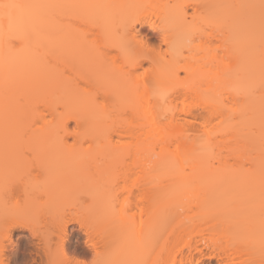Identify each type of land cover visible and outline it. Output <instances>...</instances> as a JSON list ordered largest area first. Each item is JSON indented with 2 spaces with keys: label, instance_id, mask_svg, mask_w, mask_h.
Returning a JSON list of instances; mask_svg holds the SVG:
<instances>
[{
  "label": "bare ground",
  "instance_id": "6f19581e",
  "mask_svg": "<svg viewBox=\"0 0 264 264\" xmlns=\"http://www.w3.org/2000/svg\"><path fill=\"white\" fill-rule=\"evenodd\" d=\"M3 2L25 6L14 12L11 25L13 30L22 31L25 39L23 41L13 39L11 48L7 42L0 43V185L1 187L5 185L0 189V199H3V203L7 200L6 203L9 204L10 199L15 197H12L13 192L10 191L14 186L11 187L12 184L9 185L5 181L8 179L17 185V192L13 189L14 194L16 196L18 192L22 194L19 199L15 198L20 210L10 212V216L19 212L21 216L15 214L17 217L14 220L11 219L14 215L11 218L1 215L0 221L6 219L7 222V219H11L12 223H18L20 221L16 220H22L23 216L21 223L26 228L30 227L27 229L35 237L36 232L33 228L40 233L41 230L33 226V223L29 222L27 225L25 223L28 221L27 217L32 220L31 215L27 214L30 209L34 207L39 210L40 205L49 203L48 205L52 206L55 204L53 206L55 210L57 204L60 208L64 204L68 206L80 202L78 206L83 209L82 213L88 209L87 220L89 218L90 224L89 226L84 224L86 221L82 223L89 228L83 225L82 227L88 237V244L92 243V246L89 244L92 248L100 236L96 241L95 236H91L95 235V231L102 228L101 225L104 223L96 219L94 211L101 193H113L116 199L120 194L128 192L137 199L140 198L139 201L145 200L146 204L153 205V208H149L150 214L145 215L146 219L150 220L147 222H150L151 227L146 225L144 231L140 225L139 232L147 230L150 233L159 222L161 224V220L162 224L165 220V223L173 220L175 225L167 224L166 229L173 224L169 230L180 232L182 235L186 233L188 242L192 234L203 240V242L198 240L202 245L195 240L194 245H187L190 249H187L189 251L184 256H182L184 252H181L180 260L169 256L163 264H223V262L227 264L223 261L222 254L231 248L235 249V264H261L264 259L260 249L261 210L264 202V185L261 183L260 175L262 153L256 156V163V160L252 159L251 164L254 162V167L251 166L246 171L232 169L226 160L218 156L212 158V154L215 147L219 146L216 143L220 137L224 138L225 135L234 137L236 134L240 135L239 131L237 132L236 128L234 130L233 126L223 127V122L222 124L219 122L220 128L215 126L217 129L208 125L210 119L214 118L208 116L224 113L221 116L225 118L241 117L245 119V122L241 121L242 123L256 122L262 128L259 85L264 55L261 53L259 42V9L247 7L252 4L258 5L259 0H3ZM198 3L222 5L224 7L220 11L252 21L255 40L248 60L241 63L239 54L226 43L227 28L203 22L201 18L207 15L202 14L204 5ZM180 4L185 5L186 23L193 26V12L196 13L195 27L201 28L202 31L194 37L165 31L168 23L178 12V9L172 6ZM105 5L108 7H100ZM85 24H88L89 30L85 27L87 31H82L78 25ZM90 24L91 28L92 24L94 28L90 29ZM124 24H127L126 29L123 26L116 29L123 43L128 46L130 42L132 45L129 48V59H135L141 52H146L150 59H138L135 63H128L118 48L106 43V33L102 30V25H107L111 30L113 25ZM144 26L149 28V33H142L141 28ZM9 27L8 19L0 18V32L7 36ZM116 29L107 35L119 42L114 38ZM154 39L158 41L155 47L154 44L150 45V40ZM145 68L149 69L147 73L144 72ZM173 72L177 74L178 79L172 76ZM238 74L247 76L250 85L255 86V90L248 97L237 95L231 90L239 87L234 82V77ZM157 78L161 89H171L166 96L153 94V84ZM188 96H191L193 101L186 103ZM178 99L183 101L185 99L184 102L181 101V108L177 106L180 101ZM97 102L103 107H97ZM203 115L209 119L208 127L201 123V126L196 127L203 128L197 129L194 124H197V119ZM39 120L44 122H38ZM233 123L235 124V121ZM36 124L38 127H35ZM219 135L221 136L218 137ZM201 138L209 142L208 151H201ZM173 145L175 150L170 148ZM227 146L230 149V145ZM214 160H217V164ZM32 173L36 174L35 177L31 175ZM29 174L33 176L30 181ZM21 177L28 181L27 191L25 183L20 181ZM6 187L10 191L7 190L9 197L4 193ZM34 192L37 195H33ZM1 193H4V196ZM41 194H45V199ZM39 195L44 202L39 199ZM76 195H81V199ZM121 195L119 200L123 202L122 199L126 197ZM83 197L85 199H82ZM163 198H166L170 205L175 204L174 209L178 206L177 211L171 212V219L163 205H160L161 208L157 206L160 203L158 201ZM218 199L221 202L231 201V204L223 202L226 206H219ZM127 200L129 199L126 198L125 201ZM2 201L0 213L3 209ZM15 201L13 199L11 203L14 204ZM179 201L185 203L187 201L186 205L189 207L196 204L195 210ZM189 201L193 204H189L191 203ZM82 203L85 207H81ZM179 205H183L184 208ZM214 206L220 209L215 207V210ZM156 207L166 215L168 221L167 218L159 220L160 211ZM33 210L31 211L35 215L36 209ZM49 210L51 208H48ZM179 210L184 213L181 214ZM48 211L46 210L45 215ZM24 212L27 216H24ZM147 212L149 213V210ZM64 213L63 216L59 213L60 217L57 216L59 218L57 222L60 221L61 224L57 226L56 221L52 223L56 225L53 232L57 233L55 248H58L57 252L61 248L62 255L69 228L67 224L69 220H73L71 217L65 220L67 217H64ZM82 216L86 217V213ZM123 218L119 220L125 222L127 217L126 220ZM134 219L128 220L127 223L130 225L129 222L135 221ZM75 220L80 223L78 217ZM6 222H2L1 225L5 226ZM17 223L9 225H13L12 227L20 225ZM164 225L166 227V224ZM157 228L150 234L158 233ZM6 230L4 235L9 232ZM92 232L94 234L90 235ZM124 232L128 235V230ZM136 232L137 240L144 236ZM180 233L178 234L181 235ZM49 235L38 234L36 249L39 251H36L42 257L40 260L43 259L39 260L38 264L46 261L45 257L49 260L50 255L56 251L55 248H50L54 244L49 245L50 242H46L51 238ZM0 236L3 237L2 234ZM146 236L151 237L149 242L154 243L155 238L152 237L155 235ZM221 238H226V242L222 240L223 245L220 243L218 245ZM101 239L103 242L104 237ZM149 242L148 246H145L151 247L153 243ZM130 243L128 240V247L132 246ZM1 244L0 248H3L5 245ZM97 246L99 247L98 244L94 247L96 250L94 255L103 253L104 244L99 247L101 250ZM5 248L7 247L3 249ZM0 250V261L6 264L3 257L6 252ZM103 251L105 252V249ZM96 257L97 255L94 256ZM213 259L215 263L214 261L212 263Z\"/></svg>",
  "mask_w": 264,
  "mask_h": 264
},
{
  "label": "rangeland",
  "instance_id": "374dc122",
  "mask_svg": "<svg viewBox=\"0 0 264 264\" xmlns=\"http://www.w3.org/2000/svg\"><path fill=\"white\" fill-rule=\"evenodd\" d=\"M84 23H85V21H84ZM87 23V22H86ZM77 24H79V23H77ZM81 25V24H80ZM80 25H78V27L79 28H81V30L83 31V30H85V31H87V29L86 28H88V24L86 25H82V26H80ZM86 27V28H85ZM90 29H92V28H94V26H93V24H92V28H91V24H90ZM83 28V29H82ZM85 28V29H84ZM88 30H89V28H88ZM141 31H142V33L144 34H146V33H149L150 31H149V28L147 27V26H144V27H142L141 28ZM157 35V34H156ZM212 40H214V39H212ZM215 41V40H214ZM214 41H212V43L214 42ZM158 43V41H157V39H154V40H150V45L152 46L153 44H154V47H155V43ZM210 42V41H209ZM216 43V42H215ZM208 44H211V43H208ZM191 97V96H190ZM189 96H188V100L186 101V103H189V102H191V101H193V99L192 98H190ZM181 99H183V98H181ZM180 99H178V101H179ZM181 101H183V100H180L179 102H178V104L179 105H177L179 108H181V105H182V103H181ZM184 101H185V99H184ZM183 101V102H184ZM177 102V101H176ZM181 104V105H180ZM231 104V103H230ZM228 106H230V105H228ZM222 114H224V113H222ZM221 114V115H222ZM220 114H216V116L214 115V116H208V118L210 117H214L212 120L210 119V121L208 122V125H209V127L211 126V127H213V128H216L217 129V127H215V126H218V124L219 125H221L222 124V122H223V124H222V126L224 127H226V126H233V129L234 130H236L237 132L239 131V132H241V133H239L238 132V134H240V135H237L236 134V136H234V137H232V136H228V135H225L224 136V138L223 137H220L221 135H219L218 137H220L218 140H219V142L218 143H216V144H218L219 146L216 148L215 146V151L213 152V157L212 158H217V156H218V158H220V159H223V160H226L227 161V165L228 166H230V167H232V169L234 168V170L235 169H242V170H245L246 171V169H250V167L251 166H255V163L257 162V160L255 159L256 158V156H259V153H260V155H261V153H262V151H264V145H262V134H264V130L262 129V128H260V126H259V124H256V122H250L249 124H245V123H242V122H245V119L244 118H241V117H235L234 119H230V118H225V116H221ZM206 116V115H205ZM204 115H203V117H205ZM203 117L202 118H198L197 120H198V122H200V123H198L197 122V124L195 123L194 125H195V127H196V125H199V126H201L200 124L201 123H203L202 125L205 127V126H207L208 127V125H207V121L209 120V119H207V116H206V118L205 119H207L206 120V122L204 121L205 119H203ZM223 117V118H222ZM41 119V118H40ZM49 119V118H48ZM43 120V119H42ZM41 120H39L38 122H40ZM235 121V124L233 123ZM242 121V122H241ZM42 122H44V121H41V123ZM219 122H221V124L219 123ZM204 123H206V124H204ZM39 125H40V123H38ZM234 124V125H233ZM73 125V124H72ZM235 125H237V126H235ZM239 125H240V127H239ZM242 125V126H241ZM199 126H197L196 128L197 129H202L203 128V126H202V128L201 127H199ZM235 126V127H234ZM259 126V127H258ZM35 127H38L37 126V124H36V126ZM219 128H220V126H218ZM222 127V128H223ZM219 128H218V130H219ZM221 128V129H222ZM236 128V129H235ZM234 130H232V131H234ZM235 131V132H236ZM236 132V133H237ZM244 132H245V134H247V136L244 134ZM244 134V135H243ZM259 137V138H258ZM225 138H227L226 139V141H225ZM232 139V140H231ZM248 139V140H247ZM238 140V141H237ZM240 140V141H239ZM225 141V142H224ZM238 143H237V142ZM243 143H242V142ZM224 142V143H223ZM245 142H246V145H245ZM227 144H229L230 146V149L228 148V146L226 147V145ZM159 145H160V143H159ZM159 145H157V146H159ZM161 146V145H160ZM217 146V145H216ZM170 148H172V150H175V147H174V145L173 146H171ZM174 148V149H173ZM157 149H159V148H157ZM220 149V150H219ZM232 149V150H231ZM214 150V149H213ZM171 152H174V151H171ZM249 158H250V160H249ZM255 159L256 161H255V163L253 162V164H251V162L253 161L252 159ZM222 160V161H223ZM217 161V160H216ZM215 160H214V163H216L217 164V162H216ZM226 163V162H225ZM34 166H36V163H35V165ZM253 166V167H254ZM34 168V167H33ZM239 171V170H238ZM241 171V170H240ZM244 171V172H245ZM249 172V171H248ZM35 173H36V171H35ZM37 174V173H36ZM36 174H34V173H32L31 175H36ZM31 175L29 174V177H31ZM33 176L31 177V179H33ZM27 177V176H26ZM35 177V176H34ZM1 181H4V180H1ZM6 182H8V184L10 185V184H12L11 185V187L12 186H14L13 187V189L14 190H16V192H17V185H15V183H14V181H11V180H5ZM132 181H133V179H132ZM131 182V181H130ZM4 184H6L5 182H3ZM2 183V184H3ZM133 183L134 182H132L131 184L133 185ZM1 184V183H0ZM130 184V185H131ZM2 187H5V185H2ZM1 187V185H0V189L2 188ZM10 187V186H9ZM10 187V188H11ZM7 188V187H6ZM6 188H4V189H6ZM13 189H10V191L11 192H13L12 193V197L13 196H15L13 199H14V201H15V198H17L18 197V199H19V196H21L22 194L20 193V192H18L19 194L16 196L15 194H14V191H13ZM30 189V188H29ZM7 190L9 191V189L7 188ZM38 190V189H37ZM1 191V190H0ZM9 191V192H10ZM32 190L30 189V192H31ZM36 192V191H35ZM34 192V193H35ZM4 193L8 196L9 195V193L7 192V191H5L4 190ZM3 193V194H4ZM38 193H40V192H38ZM42 193V192H41ZM45 193V192H44ZM80 193V192H79ZM78 193V194H79ZM2 193H1V195L2 196H4ZM14 194V195H13ZM33 194V193H32ZM45 194H47V193H45ZM44 194V195H45ZM81 194V193H80ZM124 194V195H123ZM30 195H31V193H30ZM33 195H37V193H35V194H33ZM41 195H43V194H41ZM43 195V197H44V199H45V196ZM83 195V194H82ZM121 195V194H120ZM120 195H119V197H116V201L114 200V203H115V207H116V210H117V212H118V214H119V212H120V215H119V219H122L123 217H125V218H123V219H125L126 220V217H127V220L124 222V221H122V220H119V222H102L103 223V225H101L102 226V228L100 227H98V226H95V227H98V228H96V230H97V232L95 231V229H94V231H95V235H93L94 233V231L92 232V234L90 233V235H93V236H91V237H94L95 239H94V241H96V239L98 238V241H96L97 242V244L99 245V247L101 248V246H103V244H104V249H105V252L106 251H110V250H113V249H116V248H119L120 250L117 252V254H116V259L118 260V261H120V262H122V264H129V262H135V264H136V262H143V264H163V262L165 263V261H166V259L168 258L169 259V256L171 257V258H174V257H176L177 258V260H180L181 259V257H179V255L181 254V252H184L183 253V255L182 256H184V254H187L188 253V251L189 250H187L188 248L190 249V247H188L187 248V245H194L195 243V241H197V243L198 244H200V245H202V243H199L198 242V240L201 242H203V240H200V239H198V236L197 235H190V238H191V236H192V240L190 239V242H188L189 240V238L187 239L186 238V236H187V234L185 235L184 233H183V235L180 233V232H178V233H180L181 235H179L178 233H177V231H174V232H171L170 230V227H172V225L174 224L173 223V220H169V222H167V223H165V219L167 218L166 217V215H164L163 214V212H161V210H159V207H156L160 212H159V214H158V217L160 218L159 220H161V219H164L165 221H163V223L164 224H166V227H165V225L164 224H162V220H161V224H160V222H159V220H157L156 222L158 223L159 222V224H157L156 225V227H158L157 228V230H158V233L157 232H153L154 234H150V233H152V231H155L156 229V227H153V230H151L150 231V233H148L149 231H147L146 230V232H144L145 230H144V228H147L148 226L149 227H151V225H150V222H147V220L148 219H146V213L147 214H150V207H152L153 205H150L149 203H147L146 204V202H145V200L143 201L142 200V202L141 201H139L140 200V198H136V196H133V195H131L130 193L128 194V192H124V193H122V197H126L127 199H129V200H131V201H129V200H127V202L125 201V199L126 198H123L122 200H123V202L121 201V200H119V198H120ZM130 195V196H129ZM6 196V197H7ZM10 196H11V193H10ZM47 196V195H46ZM77 196V195H76ZM1 197V196H0ZM9 197V196H8ZM42 197V196H41ZM80 197V199H81V195L80 196H77V198H79ZM133 197H135L136 198V201H135V198L133 199ZM5 198V197H4ZM34 198H36L37 199V197H34ZM167 198V197H166ZM166 198H163L161 201H158V199H157V201H158V203L159 204H157V202H155L154 203V205H156L157 204V206L159 205H163V209H167V214L170 216V218L169 219H171L172 218V214H171V212L172 211H177L176 210V208L178 207V206H176V208L174 209L173 207H174V205H170L169 203H168V201H167V199ZM7 199V198H6ZM9 199V198H8ZM12 198L10 199L11 201L13 200ZM17 199V200H18ZM39 199H40V195H39ZM44 199L42 200V198L40 199V200H42L43 202H44ZM80 199H79V201H80ZM82 199H85V197H83ZM159 199H161V198H159ZM186 199V198H185ZM3 199H0V201H2ZM38 200V199H37ZM36 200V201H37ZM76 200V199H75ZM138 200V201H137ZM169 201H170V199H168ZM184 200V199H183ZM220 199H218L217 201H219ZM223 200V199H222ZM7 200H5V202H6ZM11 201H10V205H12V203H11ZM39 201V200H38ZM37 201V202H38ZM72 201V200H71ZM82 201V200H81ZM188 201V200H187ZM187 201H186V203H187ZM216 201V202H217ZM4 201H2V203H3ZM16 202L17 201H15V203L14 204H16ZM37 202H35V204L37 203ZM116 202H117V204H116ZM136 202H138V203H136ZM179 202H183L184 204L183 205H186V203L184 202V201H179ZM189 202H191V201H189ZM224 203L225 202H228V203H230L231 204V201H223ZM223 202H221V201H219V206H222L224 203ZM7 203H8V201H7ZM40 203H41V201H40ZM68 203V202H67ZM66 203V204H67ZM78 203V202H77ZM68 204V206L66 205V206H64V208H63V206H61L60 208H59V206H58V204H57V206L55 207L56 209L54 210V207L53 206H55V204H53V206L50 204V205H48L47 203H43L42 205H40V208H39V210H37V208H34L33 206H31V207H33V209H36V211H35V215L33 214V212L32 211H34L33 209H27V211H28V216H30L31 217V219L32 220H29V218L27 217L26 218V220L28 219V221L27 222H25L26 223V225H27V223H29L30 222V224H32L33 226H35V227H37L38 228V230L40 229L41 230V233H43V235L44 234H50L49 236L51 237H49L48 239V241H46V242H50L49 243V245L51 244V245H53V246H51L50 248H52L53 247V249L56 247V245L55 244H57V239H56V234L57 233H55L56 231H54L53 232V230L55 229L56 230V228H55V226L58 224H61L60 223V221L59 222H57V219L59 220V218L57 217V216H59L60 217V215L59 214H61L62 216H63V214L62 213H64V212H67V213H64V217H67V219H65L64 217V219L65 220H68L69 219V217H71L70 219H73V220H69V223H68V221H67V225H68V232H67V236H66V238H65V242H64V246H65V248L67 249H65L64 248V252H63V255H62V253L60 252L61 251V248H59V252H57V249H56V251H54L51 255H50V257L49 256H47V257H49L50 259L52 258H60V259H64L65 261L67 260V258H68V262H70L71 264L73 263L74 264V262H76V264H90V262L92 263L93 261L92 260H94V256H96V255H94V253L96 252V250H94V247L97 245L96 244V242H95V244L96 245H93L94 247H92L91 248V246L88 244V237H87V235L84 233L85 231H84V228L83 227H86V225L84 226L83 225V223L82 222H84V221H86L84 224H90V223H88V222H90L89 221V218H88V220H87V216H88V209L86 208V217H83L82 215H84L85 213L83 212H81V211H83V209L82 208H80L78 205L80 204V202H79V204ZM122 203V204H121ZM145 203V204H144ZM222 203V204H221ZM4 204L5 203H3V209H2V211H1V213H0V216L2 215H4L5 217H6V215L7 216H9L10 218H11V216H13L14 218H11V219H14L15 220V218L17 217L16 215H18L19 213H15V214H13V213H11V214H13V215H11L10 216V212H9V214L5 211V208H4ZM8 204V205H9ZM46 204H47V206H46ZM86 204V203H85ZM149 204V205H148ZM181 204V203H180ZM189 204H193L192 202L191 203H189ZM218 204H216V205H218ZM0 205H2V204H0ZM30 204H28V206H29ZM75 205V206H74ZM182 205V206H183ZM27 206V207H28ZM51 206V207H50ZM69 206H71V207H69ZM74 206V207H73ZM82 206H84L85 207V205H83V203H82V205H81V207ZM181 205H179V207H182ZM186 206H188V204L186 205ZM185 206V207H186ZM195 206H196V204L194 205V207H193V205H190V207L189 208H191V210H195ZM224 207L226 206V205H223ZM26 207V206H25ZM39 207V206H38ZM42 207V208H41ZM50 209L51 208V210H49L50 212L52 211V213H50L49 211H48V208ZM78 207V208H77ZM83 207V208H84ZM162 206H160V208H161ZM187 207V208H188ZM194 209H193V208ZM216 206H214L213 208H215ZM0 208H1V206H0ZM29 208V207H28ZM47 208V209H46ZM147 208V209H146ZM153 208V207H152ZM184 208V206L182 207V209ZM186 208V209H187ZM216 208H218V207H216ZM216 208H215V210H216ZM24 209V208H23ZM42 209H43V211H42ZM70 209V210H69ZM180 209V208H179ZM182 209H181V211H182ZM218 209H220V207L218 208ZM18 210H20V209H18ZM25 210H26V208H25ZM32 210V211H31ZM46 210L48 211V214H46L45 215V213H47L46 212ZM56 210H57V212H56ZM67 210H69V212L67 211ZM144 210V211H143ZM147 210H149V213L147 212ZM3 211H5V212H3ZM54 211V212H53ZM62 211H64V212H62ZM77 214V215H79V216H76V214L74 213V212ZM163 211V210H162ZM181 211L179 210L178 212H180L181 213ZM184 211H185V209H184ZM30 212L32 213V214H30ZM39 212H41V213H43V214H41V213H39ZM73 212V213H72ZM81 214H80V213ZM144 212H145V214H144ZM3 213V214H2ZM23 213V212H22ZM49 213L51 214V216L52 217H50V215H49ZM57 215H56V214ZM59 213V214H58ZM71 213V214H70ZM79 213V214H78ZM182 213H184V212H182ZM181 213V214H182ZM24 214H25V212H24ZM53 214V215H52ZM56 215V217H55V219H54V216ZM70 214V215H69ZM73 214V215H72ZM20 215V214H19ZM35 217H34V216ZM42 215H44V217L42 218ZM49 215V216H48ZM66 215V216H65ZM141 215V216H140ZM167 215V216H168ZM21 216V215H20ZM20 216H18V218L20 217ZM24 216H27L26 214L24 215ZM33 216V217H32ZM37 216H38V218H37ZM41 216V217H40ZM72 216H73V218H72ZM129 216L130 217H133V218H135L134 220L135 221H132V222H129L130 223V225L127 223L128 222V220H132L133 218H129ZM168 216V217H169ZM9 217H7V218H9ZM40 217V218H39ZM50 217V218H49ZM74 217H75V219H76V217H78V220H80V223L78 224V222H76V220L74 219ZM121 217V218H120ZM150 217V216H149ZM1 218V217H0ZM4 217H2V219H3ZM22 218L24 219V217L22 216ZM37 218V219H36ZM49 218V219H48ZM62 218V220H64ZM129 218V219H128ZM10 219V220H11ZM21 219V218H20ZM23 219L22 220H16V221H20V222H18V223H20V225L23 223ZM6 220V219H5ZM5 220H1L0 221V225L1 224H3L2 222H6ZM9 219H7V222H8V224H7V222H6V224L8 225V227L6 226V224H5V226H2V228H0V233L3 235V237H1L0 236V239H3L4 237H6V239L4 238L3 240H1L0 241V246H2V244L1 243H3L5 246H3V248L4 247H7V248H5V249H3L2 247L0 248V249H2V251H4V252H6L5 253V255L3 256L4 258H5V263L6 264H38V261L42 258L41 257V255L39 254V252L37 253V251H39V250H37L36 249V245H37V243H38V241H39V236H43V235H40L41 233L40 232H37V229H35V228H33L34 229V231L36 232L35 233V237H34V235H32V233L30 232V230H28V229H30V227L27 229L25 226H24V224H22L21 225V227H20V225H16L15 227H12L11 225H9V223H11V224H15V223H17V222H14V223H12V220L10 221ZM38 220V221H37ZM130 220V221H131ZM144 221V223L142 222V221ZM21 221H22V223H21ZM34 221V222H33ZM54 221H56V225L54 226V225H52V223L54 224ZM148 221H150V220H148ZM167 221H168V218H167ZM66 222V221H65ZM147 222V223H146ZM17 223V224H18ZM46 225H45V224ZM64 223V222H63ZM82 223V224H81ZM122 223V224H121ZM153 223V222H152ZM171 223H173L170 227H168V229H166L167 228V224H168V226H169V224H171ZM29 224V225H30ZM43 224V225H42ZM81 224V226H79ZM43 227H41V226ZM57 225V226H58ZM82 225H83V227H82ZM140 225H141V228H143V234L141 233V231L139 232V230H140ZM146 225H147V227H146ZM175 225V224H174ZM0 226V227H1ZM9 226H11V227H9ZM40 226V227H39ZM89 226V225H88ZM119 227V229H118V227ZM153 226H155L154 225V223H153ZM4 227V228H3ZM25 227V228H24ZM82 227V228H81ZM94 227V228H95ZM104 227V228H103ZM124 227V228H123ZM162 227V228H161ZM8 228H10V229H8ZM13 228V229H12ZM42 228V229H41ZM53 228V229H52ZM73 228V229H72ZM86 228H89V227H86ZM85 228V229H86ZM92 228V230H93V227H91ZM129 228H131L132 229V235H131V237L129 238L128 237V235L124 232L123 233V231H126L127 232V230H129ZM138 228H139V230H138ZM178 228V227H177ZM6 230V229H8V230H6V231H9V232H6L5 233V235H4V232H5V230L4 231H1V230ZM101 229V230H100ZM151 228H149V230H150ZM170 229V230H169ZM39 230V231H40ZM90 230V229H89ZM165 230V231H164ZM138 232L139 234H140V236H143L141 239H143L144 237V240H141V239H138L137 240V235L135 234V232ZM160 231V232H159ZM3 232V233H2ZM90 232V231H89ZM103 232V233H102ZM136 232V233H137ZM177 234H176V233ZM31 233V234H30ZM39 234V236H38V234ZM101 233V234H100ZM144 233H146V234H144ZM172 233H175V235L174 234H172ZM0 234V235H1ZM6 234H8L7 236H6ZM194 234H197V233H194ZM37 235V236H36ZM69 235V236H68ZM125 235V236H124ZM146 235H155V237L153 236L152 238L154 239V243L156 242V244H154L151 240H153V239H151L150 241L153 243L152 244V246L150 247H147L148 246V242H149V239L151 238H148V236H146ZM178 235V236H177ZM204 235H206V234H204ZM203 235V236H204ZM184 236V237H183ZM195 236L197 237V239H194L195 238ZM207 236V235H206ZM206 236H204V237H206ZM54 237V238H53ZM104 237V239H103V242H101L102 241V239L101 238H103ZM127 237V238H126ZM201 237V239H202V236H200L199 235V238ZM38 238V239H37ZM129 238V239H128ZM10 239V240H9ZM56 239V243H54L55 240ZM87 239V240H86ZM129 240V243L131 242L132 243V246H129L128 247V240ZM148 240V241H145V240ZM225 239L226 238H221L219 241H218V245H219V243L220 244H222V240H224L225 241ZM135 240V241H134ZM193 240H195L194 242H193ZM4 241V242H3ZM104 241H105V243L107 244V245H105V243H104ZM141 241V242H140ZM133 242H134V244H133ZM139 242L143 245H141V244H139ZM151 242H149L150 244H151ZM187 242L189 243V244H187ZM192 242V243H191ZM226 242V241H225ZM101 243V244H100ZM131 243H130V245H131ZM224 243V242H223ZM41 244V243H40ZM43 244H44V242H43ZM136 244V245H135ZM149 244V245H150ZM47 245V244H46ZM48 245V246H49ZM145 245H147V246H145ZM223 245V244H222ZM107 246V247H106ZM143 248H142V247ZM153 246H155L154 248H152ZM59 247V246H58ZM98 247V246H97ZM98 247V249H100ZM106 247V248H105ZM141 247V248H140ZM145 247V248H144ZM49 248V247H48ZM148 248V249H147ZM154 249L153 251L151 250V249ZM47 249V248H46ZM95 249H97V248H95ZM97 249V250H98ZM102 249H103V247H102ZM103 249V250H104ZM131 249V250H130ZM37 250V251H36ZM52 250V249H51ZM101 250V249H100ZM102 250V252L104 253V251ZM129 250H130V256L131 257H129ZM144 250V251H143ZM217 251H219L218 249H216ZM1 251V250H0ZM99 251V250H98ZM97 251V252H98ZM135 251V252H134ZM138 251V252H137ZM227 252L225 253V254H222V259H223V261H225L227 264H235L236 263V261L234 260V258H236L235 257V255H234V251H235V249L234 248H231V249H229V250H226ZM46 252H48V251H46ZM186 252V253H185ZM42 253V252H41ZM64 253H65V255H64ZM67 253V254H66ZM222 253V251L220 252V254ZM224 253V252H223ZM40 256H39V255ZM217 254H219V253H217ZM38 255V256H37ZM46 256V254H43V256ZM47 255H48V253H47ZM55 255V256H54ZM35 256V257H34ZM44 256V257H45ZM65 256H67V257H65ZM136 256V257H135ZM30 257V258H29ZM40 257V258H39ZM43 257V258H44ZM134 257V258H133ZM140 258V259H139ZM170 258V259H171ZM218 258H220V257H218ZM45 259H46V261H43V262H41V263H39V264H47L48 262H49V260L45 257ZM167 259V260H168ZM43 260V259H42ZM42 260H40V261H42ZM218 260V259H217ZM216 260V261H217ZM48 261V262H47ZM213 261H214V259L212 260V263H213ZM222 261V262H223ZM237 261H239V260H237ZM214 263H215V261H214ZM217 263V262H216ZM223 264H224V262H223Z\"/></svg>",
  "mask_w": 264,
  "mask_h": 264
},
{
  "label": "clouds",
  "instance_id": "9594fccd",
  "mask_svg": "<svg viewBox=\"0 0 264 264\" xmlns=\"http://www.w3.org/2000/svg\"><path fill=\"white\" fill-rule=\"evenodd\" d=\"M204 5V12L202 14L207 15L210 18H216L219 20L222 27L227 28L228 35L226 37V43L231 45L234 51L239 54L241 58V63L248 60L251 56L253 46H254V34L252 31V21L244 20L242 18H237L232 16L230 13L222 12L224 6L217 5L213 3H198ZM166 32H171L173 34L179 33L182 35H190L192 32V25L185 22V17L181 16L179 11L176 13L175 18L171 20L167 27ZM118 29L114 32V38H118ZM259 42L261 46V53L264 55V45L261 43V34L259 32ZM125 47H127L125 45ZM264 74V67H262L261 75ZM234 82L241 88H246L250 85V79L247 76L236 75L234 77ZM113 193L102 192L100 199L95 206V216L100 222H119V214L116 210ZM5 211L14 212L18 210V204L8 205L5 202ZM91 210V209H90ZM132 235V229L129 228L128 236ZM119 248L106 251L104 253H98L97 257L94 258V264H122V262L116 259V254ZM129 264H135V262H129Z\"/></svg>",
  "mask_w": 264,
  "mask_h": 264
},
{
  "label": "snow or ice",
  "instance_id": "6c2138e0",
  "mask_svg": "<svg viewBox=\"0 0 264 264\" xmlns=\"http://www.w3.org/2000/svg\"><path fill=\"white\" fill-rule=\"evenodd\" d=\"M23 7L25 6L17 4V3H12V2L4 3L3 0H0V18H7L9 21V26H10L7 36H5L3 32H0V43L7 42L9 48H11V41L13 39H19L22 41L25 39L24 33L22 31L13 30L11 27L12 22L14 20V12ZM100 7H108V6L105 5V6H100ZM172 7L178 9L181 16L186 15L184 12L185 5L183 4L173 5ZM247 7L252 8V9H255V8L259 9L261 43L262 45H264V0H259L258 5L252 4V5H248ZM196 19H197L196 13L193 12V26H192V32L190 34L193 37L202 31L201 28L195 27ZM201 19L203 20L204 23L208 25H213V24L217 26L220 25L219 20L216 18H210L207 16V17H202ZM121 26H123L125 29L127 28V24L113 25L112 29L110 30L107 27V25H102V30L106 33V43H109L111 47L118 48L121 54L125 57L126 61H128V63H135L136 60L138 59H144V60L150 59L149 55L146 54V52H141L135 59L130 60L129 59V48L132 46L131 43L129 42L128 46L125 47V44L123 43L120 37L116 39L119 42H116L107 35V33H109L110 31H113L114 29L121 27ZM148 71L149 69L147 68L144 69L145 73H147ZM172 76L178 79V76L175 72L172 73ZM170 90L171 89H167V88L161 89L159 78H157L155 83L153 84V94L154 95L166 96ZM231 90L234 91L237 95H244L245 97H248L255 90V86L249 85L246 88L235 87ZM259 90H260V100H261L262 128H264V74L261 75ZM97 107H103V105L97 102ZM241 115L243 116V110H241ZM201 139H202L201 151H208V149L210 148L209 142L204 138H201ZM261 139H262V145H264V134H262ZM260 175H261V183L262 185H264V151H262ZM30 180H31V177H29V181ZM20 181L25 183V190L27 191L28 181H25L23 177L20 178ZM112 198L115 199L114 196ZM261 224H262V233H261V239H260V249H261V255L262 257H264V202H262ZM0 264H3V262L0 261ZM48 264H70V262L60 259V258H54V259H50ZM92 264H94V261L92 262ZM136 264H143V262H136ZM261 264H264V259H262Z\"/></svg>",
  "mask_w": 264,
  "mask_h": 264
}]
</instances>
